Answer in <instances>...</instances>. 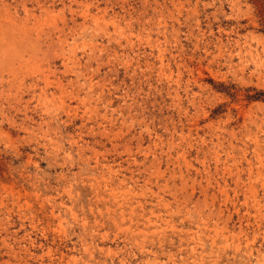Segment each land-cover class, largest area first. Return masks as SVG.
Instances as JSON below:
<instances>
[{
	"label": "rangeland",
	"instance_id": "rangeland-1",
	"mask_svg": "<svg viewBox=\"0 0 264 264\" xmlns=\"http://www.w3.org/2000/svg\"><path fill=\"white\" fill-rule=\"evenodd\" d=\"M0 264H264V0H0Z\"/></svg>",
	"mask_w": 264,
	"mask_h": 264
}]
</instances>
